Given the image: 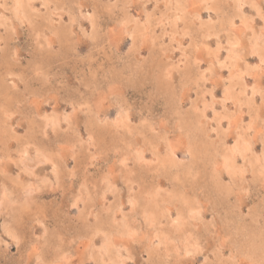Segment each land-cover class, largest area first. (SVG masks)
Instances as JSON below:
<instances>
[{"label": "rangeland", "instance_id": "374dc122", "mask_svg": "<svg viewBox=\"0 0 264 264\" xmlns=\"http://www.w3.org/2000/svg\"><path fill=\"white\" fill-rule=\"evenodd\" d=\"M0 264H264V0H0Z\"/></svg>", "mask_w": 264, "mask_h": 264}, {"label": "bare ground", "instance_id": "6f19581e", "mask_svg": "<svg viewBox=\"0 0 264 264\" xmlns=\"http://www.w3.org/2000/svg\"><path fill=\"white\" fill-rule=\"evenodd\" d=\"M243 146V145H242ZM242 150V149H241ZM228 155V154H227Z\"/></svg>", "mask_w": 264, "mask_h": 264}]
</instances>
